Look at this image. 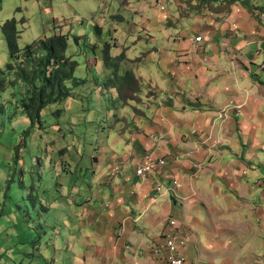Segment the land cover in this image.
<instances>
[{
  "label": "crops",
  "instance_id": "obj_1",
  "mask_svg": "<svg viewBox=\"0 0 264 264\" xmlns=\"http://www.w3.org/2000/svg\"><path fill=\"white\" fill-rule=\"evenodd\" d=\"M218 2L207 17H187L205 40L183 35L172 55L150 58L140 68L161 98H169L163 112L171 119L163 121L164 128L154 115L145 127L116 138L126 144L106 159L121 173L106 179L109 239L106 248L96 249L100 264H163L150 246L173 229L169 220L189 237L182 250L189 264H264V5ZM167 16L154 28L166 31L161 24ZM146 152L166 164L140 177L136 167ZM156 183H162L160 191ZM86 240L92 242L90 235ZM202 243L212 252L211 263L192 261L202 258ZM86 256L84 244L74 257Z\"/></svg>",
  "mask_w": 264,
  "mask_h": 264
},
{
  "label": "rangeland",
  "instance_id": "obj_2",
  "mask_svg": "<svg viewBox=\"0 0 264 264\" xmlns=\"http://www.w3.org/2000/svg\"><path fill=\"white\" fill-rule=\"evenodd\" d=\"M257 1L264 5V0ZM170 3L165 0H0V70L12 60L1 24L16 17L25 19L19 23L20 48L55 32L69 33L68 54L80 62L76 76L87 79L86 84L75 88L74 97L44 110V123L29 140L30 149L39 150L40 165L25 156L27 147L19 151L16 160L15 146L30 125L22 109H17L12 119L0 112V264H100L101 253L96 249L106 248L109 239L106 179L111 182L112 175L121 173L115 162L108 165L106 159L115 148L121 151V146L126 144L118 143L116 138L145 127L144 123L154 115L161 119L164 128L163 121L171 119L163 112L169 98H161L160 89L151 79L143 78L140 68L150 58L172 55L178 38L183 35L195 41L201 31L188 18L192 20L194 15L202 19L212 12L207 9L214 8V2L208 0ZM164 14L168 16L161 27L167 30L154 28ZM263 14L260 13V18ZM201 25H207V21L202 20ZM76 36H83L82 43H78ZM109 42L118 47L114 54L125 55L119 70L116 65L106 63L105 47ZM127 70L136 73L142 92L139 99L126 102L120 97L115 80ZM101 87H105V96ZM112 97L118 101L110 109ZM1 100L16 98L8 91ZM153 104L157 105V112L150 116L148 109ZM61 108L58 116L56 111ZM109 136L113 138L110 141ZM88 235L91 243L86 240ZM84 244L87 256L81 261L74 254ZM211 253L202 243L198 254L202 258L192 261L210 262Z\"/></svg>",
  "mask_w": 264,
  "mask_h": 264
},
{
  "label": "trees",
  "instance_id": "obj_3",
  "mask_svg": "<svg viewBox=\"0 0 264 264\" xmlns=\"http://www.w3.org/2000/svg\"><path fill=\"white\" fill-rule=\"evenodd\" d=\"M211 1L218 2L219 0H208V3ZM237 1L228 0L231 3ZM251 9L255 12L260 8L253 7ZM20 22L25 21L11 17L1 24L2 34L7 42L12 60L5 69L0 70V112L3 115L9 114V118L12 119L16 115L17 109H22L30 120V125L23 131L22 141L15 146L16 160L19 151L27 147L25 156L32 161H37V164L40 165V161H38L39 150H31L29 140L35 129L43 125L44 110L50 105L63 103L74 97L75 88L86 84L87 79L76 76L80 62L68 54L69 33L55 32L52 35L38 39L36 42L27 44L24 48H20L19 37L22 32L19 28ZM75 38L78 43H82L83 36H76ZM112 48L111 43H107L105 60L107 64L116 65L117 70H119V65L125 55L122 53L119 56H113ZM140 84V80L133 70H127L124 76L119 74L115 80V86L121 93L120 97L126 102L139 99ZM104 88L101 87V90ZM8 91L13 92L16 100L2 102V97ZM94 93L96 94V91ZM108 99L111 100L110 97ZM117 101V99H112L110 109L117 106ZM93 107L91 105V109ZM10 108H13V111H10ZM62 110V108L58 109L56 114L59 116ZM7 195L11 197L9 193Z\"/></svg>",
  "mask_w": 264,
  "mask_h": 264
},
{
  "label": "built area",
  "instance_id": "obj_4",
  "mask_svg": "<svg viewBox=\"0 0 264 264\" xmlns=\"http://www.w3.org/2000/svg\"><path fill=\"white\" fill-rule=\"evenodd\" d=\"M262 17L264 18V14ZM203 40V35H199L196 38L197 42H202ZM232 105L235 104L232 102ZM227 112L228 107L222 111L223 116L226 115ZM165 164V158L154 157L153 153L146 152L137 164L136 174L140 177H148L156 173ZM174 183L177 185V180H174ZM155 187L160 191L162 189V183H156ZM168 226L173 229L164 234L163 240L150 246V253L162 259L163 264H189L182 253V250L189 241L187 233L184 230H180V226L175 220H169Z\"/></svg>",
  "mask_w": 264,
  "mask_h": 264
}]
</instances>
